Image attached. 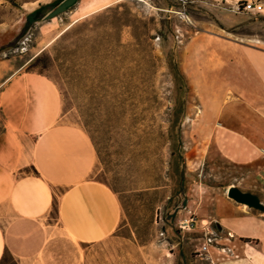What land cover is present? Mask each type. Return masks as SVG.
<instances>
[{
	"label": "rangeland",
	"instance_id": "374dc122",
	"mask_svg": "<svg viewBox=\"0 0 264 264\" xmlns=\"http://www.w3.org/2000/svg\"><path fill=\"white\" fill-rule=\"evenodd\" d=\"M63 1L0 0V30L17 28L0 45V61L54 60L44 74L59 77L65 120L92 141L90 177L120 201L117 233L148 247L143 257L130 254L133 264H264L258 243L249 241L239 254L212 219L220 209L229 212L227 201L237 205L228 188L256 191L253 167L229 162L212 136L254 120L255 105L238 86V61L264 53V0H77L45 20ZM246 2L262 12L242 10ZM30 13L35 21L24 28ZM175 108L183 110L174 122L181 147L168 138ZM189 216L195 228L180 231L178 222ZM206 238L208 252H200Z\"/></svg>",
	"mask_w": 264,
	"mask_h": 264
},
{
	"label": "crops",
	"instance_id": "0c3cea01",
	"mask_svg": "<svg viewBox=\"0 0 264 264\" xmlns=\"http://www.w3.org/2000/svg\"><path fill=\"white\" fill-rule=\"evenodd\" d=\"M11 30H0V45L14 38L17 28L8 36ZM30 61H0V264H133L130 254L143 257L148 247L117 233L122 206L90 177L97 162L92 141L65 120L56 84L26 70ZM238 66L254 120L221 127L212 140L229 162L253 167V193L264 202V53L249 52ZM235 204L227 201L229 212L212 218L224 241L239 254L255 241L264 255V212Z\"/></svg>",
	"mask_w": 264,
	"mask_h": 264
},
{
	"label": "trees",
	"instance_id": "16d2710c",
	"mask_svg": "<svg viewBox=\"0 0 264 264\" xmlns=\"http://www.w3.org/2000/svg\"><path fill=\"white\" fill-rule=\"evenodd\" d=\"M33 14L34 13H30V14L26 15V23H25L24 28L29 23H33L35 21V19L33 18ZM29 64L30 65L27 68L28 71L36 72L38 74L45 75L44 72L49 71V69L54 64V60L52 58H50L49 56H46V55H37L35 58H33L29 62ZM39 67H41L40 70L38 69ZM170 68L174 71L176 80H178V82H180V84L182 86H184V88L186 89L187 85H186L185 77L183 76L179 67L175 63L172 62L170 64ZM45 76H47V75H45ZM48 78H50L56 85H58V86L60 85V81H59L58 76L54 75L52 78L51 77H48ZM182 114H183V110L182 109L180 110L178 108H175L173 110V112L171 113L172 122H171V125L169 126V129H168V138H169V140H172L174 147H176V144L180 147L182 145V132H181L180 126H177L174 124V122L178 123ZM170 154L172 156H175V153L173 150L171 151ZM176 159L181 161V162L183 161L180 151H178ZM181 180L182 181L184 180V174H181ZM245 242H247V241H245Z\"/></svg>",
	"mask_w": 264,
	"mask_h": 264
},
{
	"label": "water",
	"instance_id": "95a60500",
	"mask_svg": "<svg viewBox=\"0 0 264 264\" xmlns=\"http://www.w3.org/2000/svg\"><path fill=\"white\" fill-rule=\"evenodd\" d=\"M76 1L77 0H64L45 16V20H50L65 13L76 3ZM227 197L236 203L264 212V206L259 202L255 195L247 192H241L234 186L227 190Z\"/></svg>",
	"mask_w": 264,
	"mask_h": 264
},
{
	"label": "built area",
	"instance_id": "2783aa9c",
	"mask_svg": "<svg viewBox=\"0 0 264 264\" xmlns=\"http://www.w3.org/2000/svg\"><path fill=\"white\" fill-rule=\"evenodd\" d=\"M251 4V11H247V12H254V13H260L262 12V6L256 3H252ZM197 224V221L195 219V217L193 216H189L188 218H185L183 220H180L178 222V229L182 232H189L191 230H193L195 228ZM211 239L210 238H206V242H204V244L202 245V247L199 249L200 252H208V247L211 243Z\"/></svg>",
	"mask_w": 264,
	"mask_h": 264
},
{
	"label": "bare ground",
	"instance_id": "6f19581e",
	"mask_svg": "<svg viewBox=\"0 0 264 264\" xmlns=\"http://www.w3.org/2000/svg\"><path fill=\"white\" fill-rule=\"evenodd\" d=\"M239 8V7H238ZM241 8H242V10H244V11H251V4H250V2H246V3H242L241 4ZM82 15V14H81ZM80 15V16H81ZM83 15H84V13H83ZM84 17V16H83ZM79 19V18H78ZM74 22V21H73ZM14 30H15V28H14ZM14 30H11V31H9L8 32V36H10L11 34H12V32L14 31ZM57 37V36H56ZM229 189V188H228ZM227 189V190H228Z\"/></svg>",
	"mask_w": 264,
	"mask_h": 264
}]
</instances>
